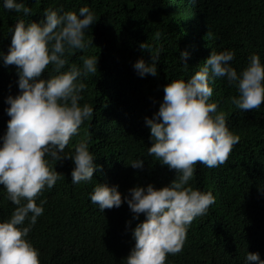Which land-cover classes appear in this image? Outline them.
Masks as SVG:
<instances>
[{
    "label": "trees",
    "instance_id": "16d2710c",
    "mask_svg": "<svg viewBox=\"0 0 264 264\" xmlns=\"http://www.w3.org/2000/svg\"><path fill=\"white\" fill-rule=\"evenodd\" d=\"M32 9L23 12L6 10L0 0V52L7 54L11 28L19 19L26 23L43 19L45 8L76 11L88 6L96 23L86 30L84 50L66 53L69 63L82 67L81 57L99 56L98 70L80 80L87 87L79 101L94 108L78 133L70 138L65 154H74L76 146L88 141L95 163L102 166L91 182L73 184L71 159L52 161L63 174L53 188L45 187L39 200H46L44 213L29 233L40 250L41 264H125L134 246L132 230L145 219H133L127 203L101 212L91 203L90 193L97 183L118 185L123 195L134 186L153 184L156 188L175 179V170L148 156L152 146L145 117L158 111L164 86L178 78H190L210 56L211 50H234L231 65L239 73L248 58L258 53L264 63V0H24ZM189 7V11L188 10ZM150 51L163 46L158 76L138 75L137 60L151 61ZM189 53L185 70L180 51ZM53 66L42 73L49 78ZM16 66L5 67L0 60V137L7 130L10 117L5 109L9 95L19 94ZM209 102L227 116L230 130L240 136L228 161L216 168L197 162L189 184L203 192L211 191L215 203L204 216L196 217L187 231L183 250L168 254L165 264H245L248 252L264 259V104L243 111L231 102L238 96L236 87L226 78L217 77ZM2 143V142H0ZM144 160L142 169L130 164ZM16 205L7 199L0 185V220L11 216ZM131 220V225L128 221ZM27 225V221L25 222ZM256 264V262H251Z\"/></svg>",
    "mask_w": 264,
    "mask_h": 264
},
{
    "label": "clouds",
    "instance_id": "9594fccd",
    "mask_svg": "<svg viewBox=\"0 0 264 264\" xmlns=\"http://www.w3.org/2000/svg\"><path fill=\"white\" fill-rule=\"evenodd\" d=\"M189 2L197 4V0ZM3 7L25 16L32 11L24 0H3ZM95 23V14L88 6L80 7L78 13L64 11L63 6L45 8L39 22L19 19L10 30L13 34L8 53L0 52L5 67L16 66L20 90L16 96L6 97L9 107L5 111L10 120L0 137V185L7 191V199L17 206L9 218L0 220V264H41L40 250L28 237L44 213L46 200L38 204V197L63 176L52 161H73V184L91 182L94 172L102 167L95 163L97 157L89 150L88 141L80 142L74 154L64 153L85 119L93 117L94 108L79 103L83 99L80 93L87 87L80 78L96 73L99 59L81 57L82 67L73 64L62 71L69 63L66 53L84 50L92 43L86 42L85 34ZM140 48L151 53V61L141 58L135 62L138 75L158 76L163 46L154 53L145 43ZM235 55L231 49L211 50L190 78L174 79L164 86L158 111L145 117L152 141L148 156L174 169L175 179L161 188L153 184L134 186L123 198L118 185L107 183H97L89 194L91 203L103 213L126 202L133 219L145 216L132 230L135 244L124 258L125 264H165L168 254L182 252L193 220L206 215L215 203L211 191L193 188L189 181L197 162L209 168L225 164L240 136L230 130L226 114L217 111L218 104L209 102L213 95L210 85L217 77L226 78L227 84L238 91V96L231 98L232 104L243 111L264 104L261 56L251 54L247 66L238 73L230 63ZM188 56L186 50L180 51L185 70ZM50 64L55 75L49 72V78H42ZM130 165L142 169L144 160L138 158ZM127 223L131 225V220ZM251 262L264 264V259L258 252H248L245 264Z\"/></svg>",
    "mask_w": 264,
    "mask_h": 264
},
{
    "label": "rangeland",
    "instance_id": "374dc122",
    "mask_svg": "<svg viewBox=\"0 0 264 264\" xmlns=\"http://www.w3.org/2000/svg\"><path fill=\"white\" fill-rule=\"evenodd\" d=\"M188 10H189V7H188ZM189 11H191V10H189Z\"/></svg>",
    "mask_w": 264,
    "mask_h": 264
}]
</instances>
